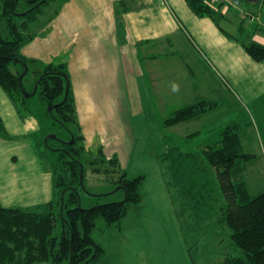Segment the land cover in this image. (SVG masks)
<instances>
[{
  "label": "crops",
  "instance_id": "0c3cea01",
  "mask_svg": "<svg viewBox=\"0 0 264 264\" xmlns=\"http://www.w3.org/2000/svg\"><path fill=\"white\" fill-rule=\"evenodd\" d=\"M51 3L52 15L29 25L33 39L20 55L67 65L85 150L101 148L106 158L116 156L122 169L133 154V119L163 120L177 108L214 102L212 111L163 135L175 143L196 138L201 148L230 126L231 120L223 119L230 104H240L238 96L255 108L257 101L264 104V61L254 62L209 18L195 16L185 0ZM223 12L219 27L236 36L238 10ZM0 118L13 138H0V204L42 208L52 197L51 174L29 141L38 138L40 123L32 116L21 119L1 88Z\"/></svg>",
  "mask_w": 264,
  "mask_h": 264
},
{
  "label": "trees",
  "instance_id": "16d2710c",
  "mask_svg": "<svg viewBox=\"0 0 264 264\" xmlns=\"http://www.w3.org/2000/svg\"><path fill=\"white\" fill-rule=\"evenodd\" d=\"M54 1L0 0V88L21 119L35 117L29 105V98L35 96L44 107L45 116L58 124L66 137L61 139L55 134L59 140L48 139L44 143L50 132L45 134L40 117H35L41 126L38 138L45 151L39 154V159L51 174L52 197L38 209L0 204V264H98L103 260L104 249L94 236L97 222L119 227L129 206L137 205L143 197L144 177L128 179L116 156L106 158L98 148L95 156L86 159L67 65L44 64L20 55L21 47L33 39L29 25L38 21L44 8ZM185 1L195 16L209 18L254 62L264 61V45L252 39L260 27L253 29L247 23L255 14L243 11L241 6L247 4L259 9L260 5L264 7V0ZM233 7L240 16L236 36L219 27V22L225 19L223 11ZM35 87L34 94L26 98L23 90L32 94ZM216 107L214 102L199 101L177 108L162 120L163 127L195 120ZM0 138L13 139L1 118ZM162 141L165 150L157 160L164 168L166 187L185 242L189 233L193 234L191 238L198 239V232L212 224L229 233V251L218 264H264V191L255 196L249 193L243 173L250 155L244 153L235 128H225L217 140L199 147L206 163L216 171V178L201 166L195 154L183 151L171 137L164 136ZM47 151L55 153V157L48 158ZM104 165L108 168L102 171ZM87 166L93 174L114 176L120 172L115 185L124 193V200L81 208L80 192L85 190ZM216 187L220 198L215 196Z\"/></svg>",
  "mask_w": 264,
  "mask_h": 264
},
{
  "label": "rangeland",
  "instance_id": "374dc122",
  "mask_svg": "<svg viewBox=\"0 0 264 264\" xmlns=\"http://www.w3.org/2000/svg\"><path fill=\"white\" fill-rule=\"evenodd\" d=\"M53 4L44 8V14L38 22H45L52 15L56 7ZM241 6L243 11L252 12L259 18L251 22L247 19V23L253 29L260 27V30L254 31L252 39L264 45V7L260 5L257 9L247 4ZM11 69L15 68L11 66ZM238 99L240 104L233 107L230 104L229 113L225 114L223 121L227 124L231 120L228 125L235 128L244 153L250 155V159L245 164L243 178L249 193L255 196L264 191V104H261V100L257 101L259 109L257 107L256 109L250 101L239 96ZM29 105L35 117H40L41 125L45 129L44 133L50 132L46 136L56 134L61 139L66 138L59 125L45 116V109L35 96L29 98ZM133 123L135 129L133 154L125 169H121L128 179L144 177L143 197L137 205L129 206L128 213L119 223V227H106L102 221L97 222L94 236L104 249L103 260L98 264H218L222 262L223 255L230 248L228 230L207 224L201 232H198V239L191 238L193 235L191 233L186 237L187 243L183 238L166 187L165 171L157 160L165 150L162 137L167 134L165 130L167 128L163 127L162 120L142 116L133 119ZM29 141L35 151L45 152L39 138H29ZM176 141L183 151L195 154L201 166L216 178V171L203 158L198 139L185 141L177 138ZM95 152L96 150L87 152L86 159L95 156ZM46 155L48 158H53L56 154L47 151ZM44 157L43 155L42 160ZM101 168L105 171L108 167L104 165ZM86 170L83 184L85 190L80 192L81 208L88 209L96 205L124 200V193L115 185L120 172L111 176V174H93L89 166ZM215 196L217 198L221 196L218 187L215 189Z\"/></svg>",
  "mask_w": 264,
  "mask_h": 264
},
{
  "label": "water",
  "instance_id": "95a60500",
  "mask_svg": "<svg viewBox=\"0 0 264 264\" xmlns=\"http://www.w3.org/2000/svg\"><path fill=\"white\" fill-rule=\"evenodd\" d=\"M19 82H20V84H21V77L19 78ZM20 86L22 87V85H20ZM35 90H36V87L34 88V91H33L32 94H27V93L23 90V94H24V96H25L26 98H29V97H31V96L34 94ZM50 110H51V108H49L48 112H50ZM48 139L54 140V139H57V138H56L55 135H48V136H45V138L43 139L44 143H46V141H47ZM81 173H82V167H81V169H80V181H81V184H82Z\"/></svg>",
  "mask_w": 264,
  "mask_h": 264
},
{
  "label": "flooded vegetation",
  "instance_id": "af4514ba",
  "mask_svg": "<svg viewBox=\"0 0 264 264\" xmlns=\"http://www.w3.org/2000/svg\"><path fill=\"white\" fill-rule=\"evenodd\" d=\"M56 136V135H55ZM56 138L58 139V137L56 136ZM59 140V139H58Z\"/></svg>",
  "mask_w": 264,
  "mask_h": 264
}]
</instances>
